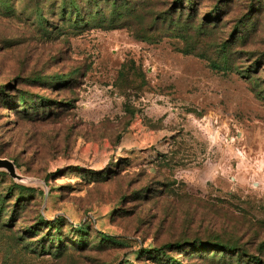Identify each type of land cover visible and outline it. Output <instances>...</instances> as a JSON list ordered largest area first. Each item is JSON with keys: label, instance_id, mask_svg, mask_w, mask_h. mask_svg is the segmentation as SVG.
Masks as SVG:
<instances>
[{"label": "rangeland", "instance_id": "1", "mask_svg": "<svg viewBox=\"0 0 264 264\" xmlns=\"http://www.w3.org/2000/svg\"><path fill=\"white\" fill-rule=\"evenodd\" d=\"M63 1L0 0V264H255L264 0Z\"/></svg>", "mask_w": 264, "mask_h": 264}, {"label": "trees", "instance_id": "2", "mask_svg": "<svg viewBox=\"0 0 264 264\" xmlns=\"http://www.w3.org/2000/svg\"><path fill=\"white\" fill-rule=\"evenodd\" d=\"M110 1V0H105ZM112 10L109 13V18H103L105 17V9L101 4L99 3V0H64L61 9H60V16L62 17L64 22L70 21L76 25H80L81 27L89 25L91 21H94L98 19L99 17L102 19V23H106L105 25H108V27H113L121 17L122 10L124 9V3H116L112 2ZM107 7V6H106ZM102 16V17H101ZM71 74H68L65 78H62L59 76L58 78L61 79V82L64 86H68L70 83L74 81V78L70 76ZM40 102L43 104H48L50 101L44 100L42 97H39ZM19 189H28V187L17 185ZM57 219V217L55 218ZM55 219L52 220L51 223H48V229L51 227V230L58 228L59 225L55 223ZM41 220V219H40ZM55 223V224H54ZM79 226V225H78ZM49 235H52V233H49ZM53 237V236H52ZM56 238V236H55ZM57 238H59L57 236ZM199 243V242H198ZM210 245H216L221 246L229 251H235V255H239L243 252L240 251V248L237 247V245L233 243L223 244V242H211ZM169 246V245H167ZM264 249V242H262V245L259 248V256L256 254H251L247 256L250 258V261L255 264H264V260L262 258V250ZM241 252V253H240ZM173 262L174 260L171 259Z\"/></svg>", "mask_w": 264, "mask_h": 264}, {"label": "water", "instance_id": "3", "mask_svg": "<svg viewBox=\"0 0 264 264\" xmlns=\"http://www.w3.org/2000/svg\"><path fill=\"white\" fill-rule=\"evenodd\" d=\"M0 167H5L13 178H16L22 181L24 180L22 176H20L19 174L15 172V167L12 161L0 158Z\"/></svg>", "mask_w": 264, "mask_h": 264}]
</instances>
